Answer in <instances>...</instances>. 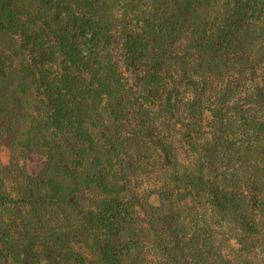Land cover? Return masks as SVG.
Listing matches in <instances>:
<instances>
[{"label":"trees","instance_id":"obj_1","mask_svg":"<svg viewBox=\"0 0 264 264\" xmlns=\"http://www.w3.org/2000/svg\"><path fill=\"white\" fill-rule=\"evenodd\" d=\"M0 264H264V0H0Z\"/></svg>","mask_w":264,"mask_h":264},{"label":"rangeland","instance_id":"obj_2","mask_svg":"<svg viewBox=\"0 0 264 264\" xmlns=\"http://www.w3.org/2000/svg\"><path fill=\"white\" fill-rule=\"evenodd\" d=\"M32 163L35 165L34 167H37L38 165H42V161L40 159H35L32 161Z\"/></svg>","mask_w":264,"mask_h":264}]
</instances>
